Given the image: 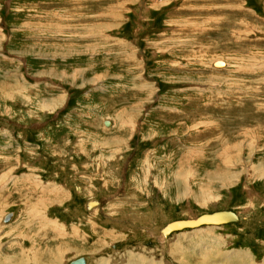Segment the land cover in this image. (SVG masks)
I'll list each match as a JSON object with an SVG mask.
<instances>
[{"label":"rangeland","instance_id":"374dc122","mask_svg":"<svg viewBox=\"0 0 264 264\" xmlns=\"http://www.w3.org/2000/svg\"><path fill=\"white\" fill-rule=\"evenodd\" d=\"M79 255L264 264V0H0V264Z\"/></svg>","mask_w":264,"mask_h":264},{"label":"water","instance_id":"95a60500","mask_svg":"<svg viewBox=\"0 0 264 264\" xmlns=\"http://www.w3.org/2000/svg\"><path fill=\"white\" fill-rule=\"evenodd\" d=\"M10 215H7L6 218H9ZM236 219L234 213L228 212L225 210L215 211L212 213H204L199 215L196 219H189V220H174L166 225L164 228L166 232L179 230L182 228H188V227H195L200 224H220L224 222H228L230 220ZM68 264H85V260L83 256H80L72 261H70Z\"/></svg>","mask_w":264,"mask_h":264},{"label":"crops","instance_id":"0c3cea01","mask_svg":"<svg viewBox=\"0 0 264 264\" xmlns=\"http://www.w3.org/2000/svg\"><path fill=\"white\" fill-rule=\"evenodd\" d=\"M184 88H185V89H186V88L188 89V88H190V87H189V86H185ZM123 92H124V91H123ZM123 92H122V93H123ZM109 95H110V94H109ZM123 101H125V100H123ZM127 102H128V101H127ZM111 106H112V105H110V104L107 105L108 108H109V107L111 108ZM107 107H106V106H102V107H101V113L105 114L106 112H105V110L103 111V109H104V108H107ZM125 110H126V109L123 107V108H122V111H125ZM107 114H108V113H107ZM115 114H117V112H116ZM115 114L111 115V117H108L107 119L111 120L113 123L118 122L117 119H118L119 115L117 114L116 117L113 118V116H115ZM121 116L124 117L125 115L122 114ZM105 120H106V119H105ZM103 121H104V120H103ZM22 175H23V173H22ZM22 177H23V178H26V176H22ZM55 182H56V181H55ZM54 184H56V183H54ZM54 184L51 185V183H47V187H46L47 189H46V190H44V191L39 190V192L41 193V195H42V194H45V193H46V194L48 193L47 196L43 197V199H45V198H50L51 195H52L53 193L55 194V192H54V191H55L54 187H59V186L61 187V186H63V184H61V183H58V184H56V185H54ZM16 187H17V186H16ZM64 187H67V186H66V183L64 184ZM12 188H14V187H12ZM12 188H11V189H12ZM44 189H45V188H44ZM52 189H53V190H52ZM3 191H4V190H3ZM41 191H42V192H41ZM35 193L37 194V192H36L35 190H33V192H32L31 194H28V195H27V198H26V199H22V201L27 200V201H30L31 203L34 202L33 205H35V204H39V205H40L41 207H43V208H46L48 205H50V203H47V201H42L41 203L36 202V201H31V200H34L33 197H35ZM57 193H58V195H60V196H57V195H56V197H59V198H60L61 196H63V195H66V193H63V190H62V191L60 190V191H58ZM22 195H23V194H22ZM31 195H32L33 197H31V198L28 199V197H30ZM23 196H24V195H23ZM52 197H53V195H52ZM26 203H27V202H26ZM26 203H24V204H26ZM31 203H27V205H30V207H31ZM45 203H46V204H45ZM45 205H46V207H45ZM22 221H23V220H22ZM79 256H80V255H79Z\"/></svg>","mask_w":264,"mask_h":264},{"label":"bare ground","instance_id":"6f19581e","mask_svg":"<svg viewBox=\"0 0 264 264\" xmlns=\"http://www.w3.org/2000/svg\"><path fill=\"white\" fill-rule=\"evenodd\" d=\"M215 64L217 65V66H223L224 64H225V62L224 61H220V60H217L216 62H215ZM109 124V122H106V124ZM230 159V158H229ZM232 162V161H231ZM206 214H208V213H206ZM235 215V214H234ZM14 216V215H13ZM12 218V217H11ZM196 219V218H195ZM8 220H10V219H8ZM7 220V221H8ZM183 220H189V219H183ZM7 221H5V222H7ZM220 224H222V223H220ZM201 225H212V224H200V225H198V226H195V227H199V226H201ZM216 225V224H215ZM195 227H188V228H195ZM183 229V228H182ZM238 254V253H237ZM236 254V255H237ZM238 255H242L241 254V252L238 254ZM221 256V255H220ZM34 257H37V256H34ZM84 257V256H83ZM238 257V256H237ZM38 258V257H37ZM239 259V258H238ZM34 260L36 261V259L34 258ZM84 260H85V264H88V261H87V259L84 257ZM136 260V259H135ZM137 261V260H136ZM136 261H134V262H136ZM239 261H236V263H238ZM243 262V261H242ZM159 263V262H158ZM206 263V262H205ZM244 263V262H243ZM216 264V263H215ZM252 264V263H251Z\"/></svg>","mask_w":264,"mask_h":264}]
</instances>
